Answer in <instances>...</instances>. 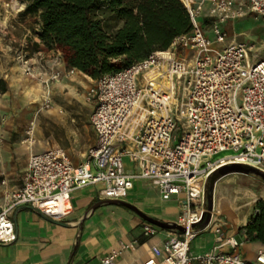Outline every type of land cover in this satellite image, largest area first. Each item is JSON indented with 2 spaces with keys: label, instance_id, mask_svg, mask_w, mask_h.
Here are the masks:
<instances>
[{
  "label": "built area",
  "instance_id": "obj_1",
  "mask_svg": "<svg viewBox=\"0 0 264 264\" xmlns=\"http://www.w3.org/2000/svg\"><path fill=\"white\" fill-rule=\"evenodd\" d=\"M182 1L192 26L189 32L174 37L166 49L102 75L88 91L95 140L81 163L75 164L63 147L55 146L29 155L19 187L7 186L4 178L0 181V243L15 241L12 214L21 207L62 220L72 211L71 193L76 188L98 185L103 198L121 200L135 180H144L161 199L178 203L175 223L183 230H168V237L152 246L143 264H264V248L252 261L220 249L225 244L235 248L242 240L226 235L213 212L201 227L208 179L219 166L239 163L264 174V58L251 60L244 42H226L223 28L246 15L264 22V0H210L205 17L211 35L200 27L204 1ZM181 50H186L184 56ZM16 58L24 73L41 85L46 108L51 83L78 72L73 67L64 72L42 69L41 52L32 57L20 51ZM61 58L56 57L51 67ZM33 130L31 122L24 138L29 144L35 142ZM222 150L235 153L211 159ZM206 230L213 233L215 244L191 256L192 240ZM156 231L151 224L143 225L146 235ZM125 248L121 245L98 264H116Z\"/></svg>",
  "mask_w": 264,
  "mask_h": 264
},
{
  "label": "crops",
  "instance_id": "obj_2",
  "mask_svg": "<svg viewBox=\"0 0 264 264\" xmlns=\"http://www.w3.org/2000/svg\"><path fill=\"white\" fill-rule=\"evenodd\" d=\"M203 1L200 23L210 3V0ZM4 6L9 17L13 15L12 13L23 11L25 4H22L21 0H15V3L6 1ZM223 28L227 30L226 24ZM35 40L41 49L38 52L42 53L41 61L45 65L42 69L46 71L57 69L64 72L67 67L60 52L56 49L45 51L38 36ZM38 52L33 53L32 57H36ZM56 57H60L61 61L52 68L51 63ZM13 69H4L2 65L0 67V94L5 96L0 98V181L4 178L7 186L15 188L23 183L31 153H40L60 146L52 135L45 134L40 124L41 118L44 116L54 123H59L64 115L61 105H53L46 112L39 114L35 123L30 121L39 102L44 99V91L39 82H34L24 75L25 88L21 85L16 86L14 80L18 79L20 74ZM36 70L40 69L36 67ZM75 75H78L84 84L88 82L87 79H91L78 71L72 76L52 82V100L58 92L64 94L71 92L72 89L69 88H74V85L68 81ZM90 88L92 87L85 91L84 100H87L86 95ZM31 122L36 141L29 144L21 140ZM92 130L94 131L93 127ZM64 149L69 154V148ZM124 164L130 171V162L125 159ZM247 175L249 174L231 173L217 178L213 190V217L222 221L226 235L242 240L235 248L225 244L220 249L225 252H236L245 260L252 261L256 252L264 248V245L259 241H245L243 238L245 226L253 213V208L246 209L245 201L258 200L253 188L244 184V177H248ZM224 180H227L229 185L221 189L219 183ZM1 188L0 184V190ZM98 189V185L74 189L71 193L72 211L62 220L52 221L30 206L15 210L12 220L16 239L11 243H0V264H98L100 258L119 250L123 244H126L127 248L118 254L116 264H143L151 255L152 246L161 245L168 237V230L150 223L140 213L162 222H175L179 214L178 203L174 199H161L158 190L144 180H135L127 197L121 199L134 208L123 203L106 202L105 200L113 199L103 198L99 195ZM144 224L157 227L156 233L144 234ZM198 236H201L202 243L200 250L194 252L192 242ZM196 237L190 244V255L193 257L208 251L215 244L211 231H202Z\"/></svg>",
  "mask_w": 264,
  "mask_h": 264
},
{
  "label": "trees",
  "instance_id": "obj_3",
  "mask_svg": "<svg viewBox=\"0 0 264 264\" xmlns=\"http://www.w3.org/2000/svg\"><path fill=\"white\" fill-rule=\"evenodd\" d=\"M21 1L24 14L39 22L44 47L93 80L166 49L192 28L182 0ZM218 177L213 173L207 184ZM243 238L264 245V201H256Z\"/></svg>",
  "mask_w": 264,
  "mask_h": 264
},
{
  "label": "rangeland",
  "instance_id": "obj_4",
  "mask_svg": "<svg viewBox=\"0 0 264 264\" xmlns=\"http://www.w3.org/2000/svg\"><path fill=\"white\" fill-rule=\"evenodd\" d=\"M6 1L15 3V0H0V67L1 65L4 69H13L14 67L13 70L20 74L18 79L14 80L17 83L16 86L21 85L25 88L23 75H27L24 73L16 56L20 51L28 53L29 56L41 51L35 40L40 30V24L34 17L24 14V10L16 14L12 13L13 15L7 17L8 13L4 10V3ZM21 3L25 4L22 1ZM200 27L207 35H211L208 17L204 16L202 18ZM226 27V42L233 39L238 42H244L249 46L251 60L256 61L264 58L263 21L256 19L251 15H246L227 22ZM43 48L45 51H50L45 47ZM185 54L186 50H181V55L184 56ZM32 80L38 82L37 80ZM80 80L81 78L78 77V75H75L74 78L69 80L68 83H72V86L74 85V88L69 89H72L73 91L71 90V92L65 94L58 92L55 97H53V100H50L49 108L44 107V99L43 101H40L34 111L32 120H30L35 123V119L39 114L46 112L52 108L53 105H61L63 110L62 115H64V117L59 123H54L51 119L43 116L40 124L46 135H52L54 139L59 142L60 146L66 149L67 147L69 148L68 152L75 164L81 163L84 160L86 150L95 140V133L89 122L93 101L84 100V93L89 87H94L97 81L91 78L87 79L88 82L84 84ZM18 89H21V87H18ZM65 91L67 90L65 89ZM3 97L5 96H0V98ZM70 130H72V133H70ZM25 136L24 132L21 141L24 142ZM234 153L233 150H222L213 154L211 159L217 160ZM247 176L248 177H244V184L253 188L258 200L264 201V180L254 174H249ZM256 201L257 200H246V209L254 208ZM201 241V236H198L193 240L192 249L194 252L200 250Z\"/></svg>",
  "mask_w": 264,
  "mask_h": 264
},
{
  "label": "water",
  "instance_id": "obj_5",
  "mask_svg": "<svg viewBox=\"0 0 264 264\" xmlns=\"http://www.w3.org/2000/svg\"><path fill=\"white\" fill-rule=\"evenodd\" d=\"M214 173H217L220 177L227 175V174H231V173L254 174V175L259 176L260 178H262L264 180V174L263 173H261L260 171H258L255 168L244 166V165L239 164V163L224 164L222 166H219L215 170ZM213 190H214V184L207 185L206 202H205V217H204V220H203L201 227L206 226L209 223L211 216H212V212H213ZM105 201L106 202L123 203L125 205L130 206L131 208H134L132 205L127 204L121 200H105ZM140 214L146 220H148L150 223L157 225L159 227L165 228L167 230H179V231L183 230V228L181 226H179L178 224H176L175 222H162V221L153 219L151 217H148L142 213H140ZM48 218L52 221H56L50 217H48ZM57 222L64 224L63 222H59V221H57Z\"/></svg>",
  "mask_w": 264,
  "mask_h": 264
},
{
  "label": "bare ground",
  "instance_id": "obj_6",
  "mask_svg": "<svg viewBox=\"0 0 264 264\" xmlns=\"http://www.w3.org/2000/svg\"><path fill=\"white\" fill-rule=\"evenodd\" d=\"M185 2H191V1H193V0H184ZM25 142V141H24ZM226 185L228 186L229 185V183H228V181L227 180H224V181H222V182H220L219 183V188H225L226 187ZM252 193V192H251ZM223 196V195H222ZM256 197V196H255ZM262 198V197H261ZM220 199V198H219ZM225 199V198H224ZM253 199V198H252ZM251 200V199H250ZM229 202H230V200H229ZM222 206V205H221ZM229 207H230V205H229ZM238 207V206H237ZM226 208V207H225ZM222 209V208H221ZM228 210V209H227ZM229 211H230V209H229ZM224 212V211H223ZM228 212V211H227ZM232 213H234V212H232ZM229 214V213H228ZM236 217V216H235ZM231 219V218H230ZM235 220V219H234Z\"/></svg>",
  "mask_w": 264,
  "mask_h": 264
}]
</instances>
